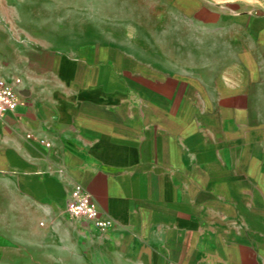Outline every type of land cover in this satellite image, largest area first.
Listing matches in <instances>:
<instances>
[{"label": "crops", "instance_id": "1", "mask_svg": "<svg viewBox=\"0 0 264 264\" xmlns=\"http://www.w3.org/2000/svg\"><path fill=\"white\" fill-rule=\"evenodd\" d=\"M211 1L174 0L225 36L208 59L56 41L0 2L25 99L0 121V264H264V10ZM76 186L107 225L67 213Z\"/></svg>", "mask_w": 264, "mask_h": 264}, {"label": "rangeland", "instance_id": "2", "mask_svg": "<svg viewBox=\"0 0 264 264\" xmlns=\"http://www.w3.org/2000/svg\"><path fill=\"white\" fill-rule=\"evenodd\" d=\"M16 6L27 18L29 26H44L55 33L56 41H80L105 38L109 42L140 44L141 57L164 58L165 44L172 45V53H185L192 59L201 55L211 58L215 49H227L225 36L213 35L211 24H194L180 19L174 0H0ZM209 2H212L209 0ZM10 7V8H9ZM13 10V9H12ZM226 11H232L227 7ZM195 26H202L200 34ZM54 30V31H51ZM216 41V42H215ZM182 48L180 49V45ZM168 53V51L166 52ZM158 55V56H157ZM30 254V253H29ZM20 260L17 264H22ZM43 264H52L49 258ZM55 264H68L66 256Z\"/></svg>", "mask_w": 264, "mask_h": 264}, {"label": "built area", "instance_id": "3", "mask_svg": "<svg viewBox=\"0 0 264 264\" xmlns=\"http://www.w3.org/2000/svg\"><path fill=\"white\" fill-rule=\"evenodd\" d=\"M260 7L264 10V0H261ZM19 78L0 77V121L16 110L18 106L25 105V99L18 90ZM46 146L49 142L40 140ZM67 213L78 220L93 222L97 227L102 228L108 222L98 215V209L90 194L80 186H76L66 202Z\"/></svg>", "mask_w": 264, "mask_h": 264}]
</instances>
